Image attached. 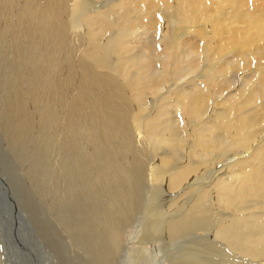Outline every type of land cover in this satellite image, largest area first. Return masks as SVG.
I'll return each instance as SVG.
<instances>
[{
  "label": "bare ground",
  "instance_id": "obj_1",
  "mask_svg": "<svg viewBox=\"0 0 264 264\" xmlns=\"http://www.w3.org/2000/svg\"><path fill=\"white\" fill-rule=\"evenodd\" d=\"M0 139L27 264H264V0H0Z\"/></svg>",
  "mask_w": 264,
  "mask_h": 264
},
{
  "label": "rangeland",
  "instance_id": "obj_2",
  "mask_svg": "<svg viewBox=\"0 0 264 264\" xmlns=\"http://www.w3.org/2000/svg\"><path fill=\"white\" fill-rule=\"evenodd\" d=\"M68 1L69 0H63V4H66ZM132 16L135 17V15H132ZM0 141H1L0 142V154H7L8 155L9 154L7 152L8 150L6 149L7 150L6 151L7 153H6L5 149H3L5 146L3 141L1 139H0ZM0 157H3V156H0ZM1 166H3L2 163H0V175H1L0 179H3L5 181L6 180L5 174H9V171H8V169L7 170H1V168H2ZM4 185H5L4 187L7 191L6 194L9 196L17 195L20 191V186H19L18 190L12 189L13 186H12L11 180L9 181L7 179V182H5ZM3 197H4V195L0 193V210L2 208L5 209V216H6V219H3L2 217L0 218V224H1L0 225V263L1 264H16L17 261H19L20 264H27L26 259H25V257L27 258V255L25 254V252L27 251V248L30 246V244H28V243H30V240L28 241V239H27L28 235H27V232L25 229L21 230V231L20 230L17 231V229H16V232H15L11 228V227H13L12 223L18 222L17 220H14V217L12 216V212L14 213V216L17 219H19L21 222L23 220L18 215L16 209L14 207L12 209V207L10 206L9 198L3 199ZM10 199L14 200L12 197H10ZM24 210L26 211V208ZM22 211H23V209H21L20 212H22ZM0 216H1V214H0ZM136 224L138 225V227H136V228H139V222L138 221H136ZM133 230L134 229L127 228V232L128 233L130 232V233L129 234L126 233V235H125L126 239H128V244H126V248H129V253L131 252L130 255H134L135 251L141 252L142 254H144L143 251L145 249H147L149 254H154L155 257L150 256V258L148 259V258H146V255L144 257L142 254H140V256H141L140 260H144V262H148V261L154 262L155 258L157 260V258H159V256H158V251L155 248L159 247L160 243L159 242H157V243H150L149 242L145 245L143 242H142L143 244H140V241L134 239L135 244H132L129 240L132 239V235H130V234H132L134 232ZM11 235H13V238L12 237L10 238ZM32 237H34V233L32 234ZM2 249H3V251H2ZM171 252L174 255H177V256L180 255L178 251H172L171 250ZM32 254H33V252H32ZM136 260H139V257H136ZM150 264H159V263L154 262V263H150ZM160 264H163V263H160Z\"/></svg>",
  "mask_w": 264,
  "mask_h": 264
}]
</instances>
